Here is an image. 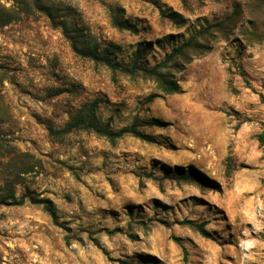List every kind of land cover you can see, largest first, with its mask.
Wrapping results in <instances>:
<instances>
[{"label":"rangeland","instance_id":"rangeland-1","mask_svg":"<svg viewBox=\"0 0 264 264\" xmlns=\"http://www.w3.org/2000/svg\"><path fill=\"white\" fill-rule=\"evenodd\" d=\"M55 1L119 70L33 0H0V264H264V25L212 37L167 96L122 70L139 50L161 64L235 0ZM90 108L147 139L69 129Z\"/></svg>","mask_w":264,"mask_h":264},{"label":"trees","instance_id":"trees-1","mask_svg":"<svg viewBox=\"0 0 264 264\" xmlns=\"http://www.w3.org/2000/svg\"><path fill=\"white\" fill-rule=\"evenodd\" d=\"M198 1L201 2L202 0ZM183 2L186 3L187 0H183ZM32 6L37 12L45 15L54 27L62 30L63 35L71 43L76 54L89 58L97 64H107L113 72L119 70L111 64L105 53L100 51L98 44L94 41L89 31L77 22L76 16L70 13L71 9L60 5L55 0H33ZM256 23L264 25V0H235L234 11L229 18L217 23L210 30L203 32V34L192 37L182 45L173 48L161 64L152 69L142 67L140 65L143 59L142 54L145 55L147 51L142 53L139 50L135 54L131 67L123 69L122 72L134 77L143 76V78L153 80L158 89L167 96L179 94L181 89L174 78L172 70L180 71L186 64L207 54L211 48L208 44L212 37L216 36L219 39H226L230 36V31H244L245 25ZM115 26L120 29L127 28L125 25L116 22ZM69 129L91 130L107 138L112 143L125 134L147 139L139 133L136 127L123 130L120 133L111 131L108 125H104L97 118L93 108L75 115L73 121L69 124ZM258 140L264 148V133L258 135ZM51 205L49 212L56 219L55 209ZM200 232L202 235H206L203 229H200Z\"/></svg>","mask_w":264,"mask_h":264}]
</instances>
